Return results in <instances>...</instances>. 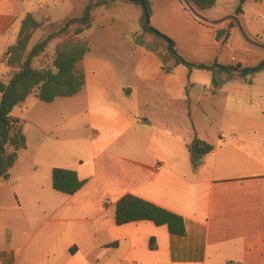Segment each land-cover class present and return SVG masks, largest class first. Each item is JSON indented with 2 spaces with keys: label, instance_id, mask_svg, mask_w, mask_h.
I'll use <instances>...</instances> for the list:
<instances>
[{
  "label": "crops",
  "instance_id": "0c3cea01",
  "mask_svg": "<svg viewBox=\"0 0 264 264\" xmlns=\"http://www.w3.org/2000/svg\"><path fill=\"white\" fill-rule=\"evenodd\" d=\"M147 1L150 24L180 47L202 41L219 65L264 60V0H244L240 13L239 0H215L202 12L209 20L235 16L262 46L246 40L233 18L211 29L182 0ZM251 2L256 13L247 12ZM27 12L51 21L80 13L70 0H0V57L12 43L9 30L16 26L18 32ZM93 13L94 22L83 31L89 36L80 63L84 86L51 104L67 116H83L90 149L98 154L90 171L81 160L79 166H60L85 180L73 194L51 187L53 165H42L44 179L29 184L27 178L36 183L38 164L19 156L8 178L0 175V199L6 198L0 201V264H264V78L253 76L264 68L234 79L215 67L222 76L215 86L210 71L209 79L193 78V69L172 58L164 62L157 50L136 40L142 32L137 5L116 0ZM219 29L225 32L216 38ZM10 76L0 61V79ZM226 84L234 92L224 97L228 104L220 120L209 122L212 135L187 102L196 98L200 106L201 96L216 95ZM33 98L27 96L18 103L20 114L14 107L11 115L26 117ZM178 115L189 125L170 120ZM194 133L212 144L200 164L191 158ZM126 193L181 215L185 233L171 234L149 220L116 225L114 205ZM29 208L39 213L37 221L28 222Z\"/></svg>",
  "mask_w": 264,
  "mask_h": 264
},
{
  "label": "trees",
  "instance_id": "16d2710c",
  "mask_svg": "<svg viewBox=\"0 0 264 264\" xmlns=\"http://www.w3.org/2000/svg\"><path fill=\"white\" fill-rule=\"evenodd\" d=\"M74 1V0H72ZM116 0H85L81 11L75 16L61 19L57 30L49 33L42 40L34 43L29 49L28 42L41 20H36L32 13L27 12L19 23L15 40L9 44L0 57V61L13 70L7 80L0 79V175L8 178V171L15 164L18 151L26 146V135L18 119L11 115L12 109L30 94L39 100L51 102L56 97H69L78 93L84 86V72L80 62L89 50V36L83 31L94 22L95 8ZM133 3L140 8L139 25L148 35L160 38L164 47L175 64H182L188 69L192 67L212 71L211 82L219 85L215 77V67L234 79H246L248 74L264 68V60L253 66L219 65L211 63H194L185 60L175 47V42L166 36L149 21L150 5L147 0H122ZM199 10L214 5L215 0H190ZM244 0H239L235 13L242 11ZM61 37L55 44L51 62L48 65L34 66L32 59L41 54L47 43ZM166 71L170 67H164ZM191 158L200 159L212 149V144L199 138L195 133L189 141ZM85 180L80 179L73 169L53 167L51 169V187L65 194H73L82 187ZM149 220L155 225H165L168 232L175 235L185 233L184 220L181 215L160 207L136 195L126 193L119 197L114 205V222L121 225L131 221ZM153 238L149 246L153 248ZM226 264H239L228 261Z\"/></svg>",
  "mask_w": 264,
  "mask_h": 264
},
{
  "label": "rangeland",
  "instance_id": "374dc122",
  "mask_svg": "<svg viewBox=\"0 0 264 264\" xmlns=\"http://www.w3.org/2000/svg\"><path fill=\"white\" fill-rule=\"evenodd\" d=\"M84 1L85 0H70L74 13H79L81 11ZM196 11L200 15H203V10L196 8ZM247 12L250 14L257 12V10L254 8L253 2H251V4L248 6ZM230 22L233 23V20ZM203 23L211 29H214L218 26V24H212L210 22ZM255 23L259 25L260 22ZM60 24L61 19L51 21L49 18H42L40 26L35 29L31 35L27 49H29L34 43L45 38L49 33L57 30ZM16 34L17 27L14 26L9 30L7 36L10 38V42L15 40ZM60 38L61 37H57L50 40L47 43L44 51L32 59V64L34 66L50 64L54 46ZM136 40L141 42L144 41L148 44V46L157 50L164 57V62H167L169 58H172L169 56L167 50L164 47V42L160 38H157L153 35H148L142 30L141 34L136 35ZM173 41L176 44L179 54H181L185 60L194 63L212 62L211 60L213 57L210 46L206 44L203 45L202 41L197 40V44H186L184 46L182 45L181 47L178 45L179 43H176L178 42L176 39H173ZM226 58L227 55L224 56L223 60L225 61ZM79 67H81L80 64ZM191 69H193V78L209 79L210 72L212 76L211 70L196 67H192ZM12 72L13 70L10 69V74H12ZM214 73L216 79H218L217 81L219 82V85H221L222 76L220 74H216V70H214ZM257 75L258 74H254L253 76H255L256 79L264 78L263 72L262 74L258 76ZM226 77L230 78L228 74H226ZM224 83L225 82L223 81V84ZM230 88H233V85L227 86L226 84V86H223L220 93L216 95L208 94L201 96V99H198L201 101L200 106H195V102L197 100L196 98H192L190 102H187V104L190 106L191 113L194 114L197 121H199L203 127H207L209 133L211 132L212 135L214 133H212V126L209 122H211L212 119L219 121V116L222 114V111L227 109L228 103L226 100H223L228 93L234 92L229 91ZM33 99H35V101L32 100V104L29 106L26 112L22 109L24 113H26V117L20 115L21 118H19L16 116L23 132L26 135V146L18 151V156L22 161H25V164H38L37 171H39V175L36 179V183L31 182L27 178L26 180H28V183L35 185L39 179L41 181L44 179V167H42V165L73 167L79 166V160H81L82 167L90 171L92 168V158L98 153L90 149L91 141L88 139L86 134L87 129L83 126V116L81 114L67 116L65 111H62L58 106L52 105L51 102H44L38 98ZM14 111L15 113L20 114V108L18 105L15 106ZM170 120L180 126H184V124L185 126L189 125V121H187L183 116H172ZM220 122L219 126H223ZM108 165H110V163ZM25 200L26 202L30 203L32 198L30 195H27ZM0 201H4L5 203L6 198H2ZM25 212L28 222L33 221V219L37 221L40 217L39 213L32 210L31 208L27 209ZM82 225H86V223L83 222Z\"/></svg>",
  "mask_w": 264,
  "mask_h": 264
},
{
  "label": "water",
  "instance_id": "95a60500",
  "mask_svg": "<svg viewBox=\"0 0 264 264\" xmlns=\"http://www.w3.org/2000/svg\"><path fill=\"white\" fill-rule=\"evenodd\" d=\"M182 1L186 4V6L190 9V11H191V12H192L197 18H199V19H201V20H204V21H209L210 23L216 24V23H220V22L223 21L224 19H227V18H233L234 21H235V23H236V25L238 26L240 32L242 33V35L244 36V38H245L246 40H248V41H250V42H252V43H254V44H256V45L262 46V45H260L257 41H254V40L250 39V38L244 33V31H243V29H242V27H241V25H240L238 19H237L235 16H233V15H229V16L224 17V18H222V19H218V20H209V19L203 17L202 15H200V14L194 9V7L191 5V3H190L189 0H182ZM224 32H225L224 29H219V30H217L216 38L219 37V36H220L221 34H223ZM262 47H264V46H262ZM200 162H201V160H199V159L194 160V163H195V164H200Z\"/></svg>",
  "mask_w": 264,
  "mask_h": 264
}]
</instances>
